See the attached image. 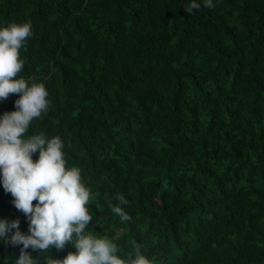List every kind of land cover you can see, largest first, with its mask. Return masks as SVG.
I'll return each instance as SVG.
<instances>
[{"label":"trees","instance_id":"1","mask_svg":"<svg viewBox=\"0 0 264 264\" xmlns=\"http://www.w3.org/2000/svg\"><path fill=\"white\" fill-rule=\"evenodd\" d=\"M195 2L0 0V28L32 24L17 78L48 92L25 138L61 139L91 192L85 232L126 262L140 245L152 264H264V0ZM13 199L0 184V220L28 234ZM21 248L0 241V264Z\"/></svg>","mask_w":264,"mask_h":264},{"label":"clouds","instance_id":"2","mask_svg":"<svg viewBox=\"0 0 264 264\" xmlns=\"http://www.w3.org/2000/svg\"><path fill=\"white\" fill-rule=\"evenodd\" d=\"M199 7L192 0L185 10L191 13ZM204 7L214 8L213 0H204ZM32 35L31 21L0 28V101L19 96L14 102L16 110L0 116V184L29 222L28 234H24L18 219L0 220V241L22 245L16 264H36L26 251L29 248L42 253L53 247L63 250L66 245L76 251L63 259L48 256L45 264H152L141 254L140 245H134L135 258L126 262L117 255L118 247L110 239L85 232L93 220L88 207L91 192L82 182L80 169L66 167L59 137L46 140L41 133L25 138L31 122L49 108L42 83L29 86L25 79L17 78L24 67L20 49ZM115 199L118 204L111 206L112 212L122 222L130 221L121 207L127 203L124 196L118 194Z\"/></svg>","mask_w":264,"mask_h":264}]
</instances>
